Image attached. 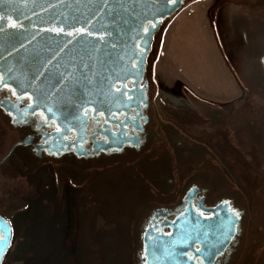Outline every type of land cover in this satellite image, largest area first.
<instances>
[{
	"label": "flooded vegetation",
	"instance_id": "af4514ba",
	"mask_svg": "<svg viewBox=\"0 0 264 264\" xmlns=\"http://www.w3.org/2000/svg\"><path fill=\"white\" fill-rule=\"evenodd\" d=\"M206 1L213 37L226 41V56L218 46L227 69L253 73L262 83L264 0ZM158 33L138 84L125 83L117 110L85 107L78 132L60 130L42 112L27 113L28 99L0 87L2 139L11 141L0 150V189L5 178L29 177L47 164L55 182L77 180L76 192L85 195L102 184L105 173L120 171L129 197L138 201L128 264H264V116L256 107L244 108L246 95L167 97L155 70ZM235 80L247 92L245 81ZM11 211L0 202V240L2 218L13 236ZM91 247L93 264H121L103 247ZM88 254L79 264H88Z\"/></svg>",
	"mask_w": 264,
	"mask_h": 264
},
{
	"label": "water",
	"instance_id": "95a60500",
	"mask_svg": "<svg viewBox=\"0 0 264 264\" xmlns=\"http://www.w3.org/2000/svg\"><path fill=\"white\" fill-rule=\"evenodd\" d=\"M185 1L0 0V87L28 99L27 113L78 132L85 107L117 110L125 83L137 85L144 72L154 34ZM11 238L2 218L0 264Z\"/></svg>",
	"mask_w": 264,
	"mask_h": 264
},
{
	"label": "rangeland",
	"instance_id": "374dc122",
	"mask_svg": "<svg viewBox=\"0 0 264 264\" xmlns=\"http://www.w3.org/2000/svg\"><path fill=\"white\" fill-rule=\"evenodd\" d=\"M197 2L186 4L160 31L156 40V77L163 93L173 100L181 95L191 100L195 97L183 89L184 85L179 88L178 83L161 80L160 71L166 67L172 69L179 80L195 82L216 98L227 99L221 94L232 88L228 83L229 71L217 55L219 46L225 53L226 41L217 39V43L213 39L209 3ZM232 74L234 79L247 84L245 100L249 103L242 107L237 104V107L253 106L264 116V79H261L262 84L259 79L255 81L253 73L233 71ZM251 110L255 109L251 107ZM5 132L0 120V150L11 142L7 136L2 139ZM3 172L0 167V177ZM3 181L6 186L0 189V202L13 209L8 213L13 236L2 264H79L80 257L87 260L91 243L92 251L103 247L104 253L121 264L132 260L135 231L131 230L130 223L138 201L128 195L125 173H105L102 184L85 195L76 192L77 180L55 182L47 164L36 167L29 177L24 174L21 178L7 177ZM20 191L14 199L13 195ZM77 245L80 248L77 249ZM88 256V264H93V253Z\"/></svg>",
	"mask_w": 264,
	"mask_h": 264
},
{
	"label": "crops",
	"instance_id": "0c3cea01",
	"mask_svg": "<svg viewBox=\"0 0 264 264\" xmlns=\"http://www.w3.org/2000/svg\"><path fill=\"white\" fill-rule=\"evenodd\" d=\"M212 37H213V35H212ZM213 39H214V37H213ZM217 55L220 56L219 58L223 59L220 52H217ZM161 73L164 75H162ZM159 76L163 82L167 83V82L171 81L173 83L175 82L176 84L178 83L177 87H179V88L182 85L186 86L188 88V90L190 91V93H193L196 96H199L202 98H207V99H218V98H216L215 94L207 92V90H205L204 88H201L195 82L193 83V82H190L186 79L179 80L177 78V75H175L174 72L172 71V69H168L167 67L160 71ZM227 77H228V83L230 84V87H232V88L227 90V93L222 92L221 97H227V99L234 100V99H237V98H240V97L246 95V92L237 86L236 80L234 79V75L232 74L231 71H229L227 73ZM173 88H174V86H173Z\"/></svg>",
	"mask_w": 264,
	"mask_h": 264
},
{
	"label": "snow or ice",
	"instance_id": "6c2138e0",
	"mask_svg": "<svg viewBox=\"0 0 264 264\" xmlns=\"http://www.w3.org/2000/svg\"><path fill=\"white\" fill-rule=\"evenodd\" d=\"M14 26V25H13Z\"/></svg>",
	"mask_w": 264,
	"mask_h": 264
}]
</instances>
